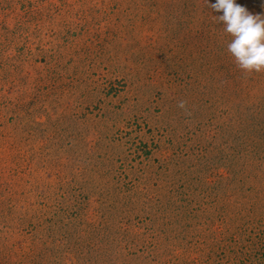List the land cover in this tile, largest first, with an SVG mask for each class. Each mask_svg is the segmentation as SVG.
I'll return each instance as SVG.
<instances>
[{
  "label": "rangeland",
  "instance_id": "1",
  "mask_svg": "<svg viewBox=\"0 0 264 264\" xmlns=\"http://www.w3.org/2000/svg\"><path fill=\"white\" fill-rule=\"evenodd\" d=\"M216 15L0 0V264H264V72Z\"/></svg>",
  "mask_w": 264,
  "mask_h": 264
},
{
  "label": "clouds",
  "instance_id": "2",
  "mask_svg": "<svg viewBox=\"0 0 264 264\" xmlns=\"http://www.w3.org/2000/svg\"><path fill=\"white\" fill-rule=\"evenodd\" d=\"M209 8L230 40L227 52L234 64L246 73L264 72V12L253 13L236 0H214ZM264 4V0H261ZM183 102L179 107H183Z\"/></svg>",
  "mask_w": 264,
  "mask_h": 264
},
{
  "label": "trees",
  "instance_id": "3",
  "mask_svg": "<svg viewBox=\"0 0 264 264\" xmlns=\"http://www.w3.org/2000/svg\"><path fill=\"white\" fill-rule=\"evenodd\" d=\"M212 2H214V0H212ZM236 2L245 6L248 10H251V12L253 11V13L264 12V4L261 3V0H236Z\"/></svg>",
  "mask_w": 264,
  "mask_h": 264
}]
</instances>
